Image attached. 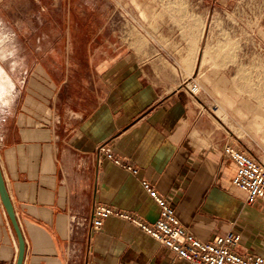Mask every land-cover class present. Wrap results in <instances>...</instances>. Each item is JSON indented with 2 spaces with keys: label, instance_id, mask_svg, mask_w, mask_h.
<instances>
[{
  "label": "crops",
  "instance_id": "crops-1",
  "mask_svg": "<svg viewBox=\"0 0 264 264\" xmlns=\"http://www.w3.org/2000/svg\"><path fill=\"white\" fill-rule=\"evenodd\" d=\"M148 1L158 10L145 13L157 15L142 21L132 0H0V169L26 244L23 264H184L130 219L113 214L91 230L99 204L157 220L143 179L196 237L234 230L242 236L235 250L264 253V204L246 203L223 150L242 146L236 110L247 106L237 94L249 93L248 83L237 84L230 66L209 71L231 99L220 117L221 95L198 65L199 17L209 9L202 0ZM254 34L264 57L263 26ZM190 78L201 82L198 96ZM101 144L135 172L99 160ZM18 253L0 196V264H16Z\"/></svg>",
  "mask_w": 264,
  "mask_h": 264
},
{
  "label": "rangeland",
  "instance_id": "rangeland-1",
  "mask_svg": "<svg viewBox=\"0 0 264 264\" xmlns=\"http://www.w3.org/2000/svg\"><path fill=\"white\" fill-rule=\"evenodd\" d=\"M202 1L199 0V7L209 9L207 18L199 17L201 45L198 54L201 57L198 65L201 69L200 73L205 72L202 79L221 95L220 108L217 113L222 118L226 116L225 112L228 109L226 105H231V99L226 92L218 88V84L214 83V78L209 71L218 73L230 66L233 68L232 73L236 71L237 84L238 81L248 83L249 93L239 91L237 94L238 101H241L239 105L247 106L236 110L239 117L237 134L242 137L241 147L243 149L254 157L264 158V90L254 87L255 91H250L252 84L259 86L264 84V57L253 48L257 25H262L264 28V0ZM122 6L124 4L120 3L119 8L121 9ZM128 6L131 10L140 12L142 21H149V18L154 20L157 15L156 13H145L149 9L153 12L158 10L157 3L152 1L132 0ZM153 25L157 30L158 27ZM249 48L251 53H248ZM205 83L202 82L204 87L207 86ZM253 96H256L259 101L254 106L251 103ZM253 119L258 122L254 123ZM254 132L258 137L252 139Z\"/></svg>",
  "mask_w": 264,
  "mask_h": 264
},
{
  "label": "built area",
  "instance_id": "built-area-1",
  "mask_svg": "<svg viewBox=\"0 0 264 264\" xmlns=\"http://www.w3.org/2000/svg\"><path fill=\"white\" fill-rule=\"evenodd\" d=\"M190 94L198 96L202 91L199 79L190 78L186 81ZM219 107H215L218 111ZM225 154L233 159L237 165V172L234 176V186L246 193V203L264 204V158L254 157L241 146L237 147L231 142H226L223 148ZM99 160L103 156L112 158L117 164L124 168L135 169L131 165L124 164L122 160L115 156L112 150L101 144L97 148ZM143 186L159 205L160 214L157 220L146 222L139 220L131 213L112 209L103 204L96 205L92 210L90 227L92 231H97L104 221L115 214L125 219H130L136 225L150 234L154 239H158L164 246L174 250L177 257L184 261V264H264V253H244L241 254L237 247L242 240L239 232L229 230L225 234L215 235L212 240H203L196 237L184 224L181 223L176 209L171 201L160 194L150 182L143 179Z\"/></svg>",
  "mask_w": 264,
  "mask_h": 264
},
{
  "label": "water",
  "instance_id": "water-1",
  "mask_svg": "<svg viewBox=\"0 0 264 264\" xmlns=\"http://www.w3.org/2000/svg\"><path fill=\"white\" fill-rule=\"evenodd\" d=\"M0 196H1V200L4 203L8 216H10L14 229L16 230L18 235L19 253L17 257L18 261L16 264H23L26 244L24 243L22 230H20L19 227L17 215H15L14 207L12 205V202L10 201L7 188L5 187L4 178H3V174L1 173V169H0Z\"/></svg>",
  "mask_w": 264,
  "mask_h": 264
},
{
  "label": "bare ground",
  "instance_id": "bare-ground-1",
  "mask_svg": "<svg viewBox=\"0 0 264 264\" xmlns=\"http://www.w3.org/2000/svg\"><path fill=\"white\" fill-rule=\"evenodd\" d=\"M7 85V84H6ZM8 86V85H7ZM6 89V88H5ZM233 107V106H232Z\"/></svg>",
  "mask_w": 264,
  "mask_h": 264
}]
</instances>
